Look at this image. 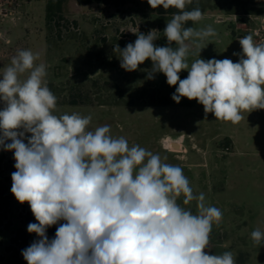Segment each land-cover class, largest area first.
<instances>
[{"label":"clouds","instance_id":"1","mask_svg":"<svg viewBox=\"0 0 264 264\" xmlns=\"http://www.w3.org/2000/svg\"><path fill=\"white\" fill-rule=\"evenodd\" d=\"M147 3L178 10L163 31L168 46L154 44L156 30L138 34L123 49L116 45L124 70L151 60L147 78L163 73L169 86L178 85L171 97L176 103L196 100L220 121L237 124L242 113L264 109V43L249 34L239 39L238 62L197 58L189 64L190 47L200 53L215 29L185 26L203 19L198 6L186 10L193 0ZM38 59L19 50L0 76V147L14 153L16 169L10 191L28 203L36 221L27 231L38 239L22 250L27 264H236L231 251H207L222 212L206 206L203 192H193L183 169L113 137L109 125L89 130L91 115H55L57 97ZM183 70L188 75L181 79ZM181 196L184 205L197 202L196 214L178 203ZM58 224L50 240L47 229ZM251 238L260 246L264 232L254 230Z\"/></svg>","mask_w":264,"mask_h":264},{"label":"rangeland","instance_id":"2","mask_svg":"<svg viewBox=\"0 0 264 264\" xmlns=\"http://www.w3.org/2000/svg\"><path fill=\"white\" fill-rule=\"evenodd\" d=\"M197 5L208 8L203 19L191 27L211 25L217 35L202 43L200 53L194 45L190 47L189 64L197 58L238 62L240 56L234 53H242V48L236 39L249 34L256 43H264L263 31L253 34L263 23L264 0H199ZM17 8L16 0H0V76L19 50L38 53L35 64L46 66L45 81L57 97L55 115H91L89 130L109 125L113 137L123 136L130 146L138 144L182 168L193 192H203L206 206L222 212L220 223L212 225L209 254L231 251L236 264H264V241L259 246L251 238L254 230L264 232V109L242 113L244 119L237 124L220 121L212 113L206 114L196 100L181 98L176 103L171 97L178 85L169 86L163 73L147 78L151 60L135 71L124 70L114 51L116 45L123 49L138 34L156 30L159 38L154 44L168 46L163 31L172 16L158 14L147 0L102 5L69 0L63 13L68 29L50 49L44 14L35 6L31 20L25 21ZM20 26L27 32L19 37L15 30ZM179 75L184 79L188 71ZM72 96L86 103L69 105ZM156 98L166 99L168 104H152ZM3 107L0 101V110ZM14 165V153L0 147V264H27L12 251L24 248L23 239L27 238L29 246L38 239L27 231L29 223H36L30 206L18 202L10 191ZM183 199L179 197L178 203L196 214L197 202L184 205ZM19 230L24 232L23 239L12 243Z\"/></svg>","mask_w":264,"mask_h":264},{"label":"trees","instance_id":"3","mask_svg":"<svg viewBox=\"0 0 264 264\" xmlns=\"http://www.w3.org/2000/svg\"><path fill=\"white\" fill-rule=\"evenodd\" d=\"M78 4L82 5H102V4H109L116 0H75ZM69 2V0H47L45 4V12H44V26L46 31V44L48 45V49L51 48L53 43L60 41L62 37V31L67 30V20L64 18V8L65 5ZM199 7L202 11V13L205 11L207 5H197L194 1L191 5L186 6V10H192L196 7ZM158 14H168L173 15L174 13L178 12L175 8H169L165 10L162 6L155 9ZM263 12L256 11V13ZM74 25H76V22H73ZM192 25V22H188L185 26L190 27ZM152 104L165 106L168 104V101L162 100V99H152ZM85 101L77 100L76 97H71V99L68 101L69 105L75 106L79 104H85ZM1 180V178H0ZM0 190H1V184H0ZM59 225H53L50 228V240L55 237V232L57 230V227ZM24 232L19 230L17 231L16 235L11 239L12 243H17L19 239H23ZM24 242V248H21L19 250L12 251V255L17 258L18 256H22V250L26 249L29 246V241L26 239H23ZM23 257V256H22Z\"/></svg>","mask_w":264,"mask_h":264},{"label":"crops","instance_id":"4","mask_svg":"<svg viewBox=\"0 0 264 264\" xmlns=\"http://www.w3.org/2000/svg\"><path fill=\"white\" fill-rule=\"evenodd\" d=\"M46 1L47 0H16V4L18 6L17 10H19L21 12L25 21H29V20H31L30 19L32 17L31 13H32V10L34 9L35 6L38 7V9L40 10V13L44 14ZM22 22H24V21L22 20ZM22 25H24V23ZM15 32H16L17 36L20 37L23 34H25L27 31H26L25 27L23 28L22 26H20L18 29L15 30ZM236 40L239 41L238 38ZM254 41H255V39H254Z\"/></svg>","mask_w":264,"mask_h":264},{"label":"built area","instance_id":"5","mask_svg":"<svg viewBox=\"0 0 264 264\" xmlns=\"http://www.w3.org/2000/svg\"><path fill=\"white\" fill-rule=\"evenodd\" d=\"M260 31H263V32H264V19H263V23H262L260 29H259V30H255V31H253V34H254L255 36H257V35H259V32H260Z\"/></svg>","mask_w":264,"mask_h":264}]
</instances>
